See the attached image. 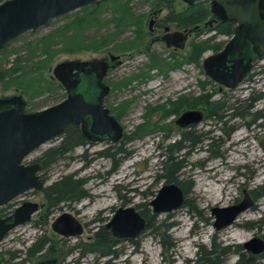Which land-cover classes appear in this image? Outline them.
Returning a JSON list of instances; mask_svg holds the SVG:
<instances>
[{"label":"rangeland","instance_id":"374dc122","mask_svg":"<svg viewBox=\"0 0 264 264\" xmlns=\"http://www.w3.org/2000/svg\"><path fill=\"white\" fill-rule=\"evenodd\" d=\"M124 1L108 0L102 4L100 2L99 6L95 4L78 8L54 18L47 26L23 33L6 50L0 49V70L23 65L21 71L0 79V98L22 94L27 100L26 108L29 111L44 108L64 98L65 87H50L47 80L53 76V67L57 62L64 59L100 58L109 56V53L119 54L121 62L111 67L105 77V81L111 86L105 102L115 115L117 111L116 117L124 127L119 146L130 151L117 168L110 172L112 160L95 154V151L107 145L106 142L89 146L88 157L91 161L88 163L80 156L85 147L79 146L52 164L48 169L47 183L61 175L77 173L87 179V197L74 203L72 207L63 204L62 208L53 210L49 215L46 214L47 203L45 204L42 190L29 191L13 199L12 206L5 212L13 210L24 200L39 202L41 207L30 221L13 228L0 242V264H35L55 252H58L60 264H184L188 259L194 264L192 259L196 257L198 245L203 243L210 249L213 237L218 245L231 247L229 252L221 256L219 264H233L240 257L239 252L235 251L237 244L254 236L264 237V195L254 200L253 205L243 210L234 222L220 230L214 225L215 215L212 213L215 206L238 203L246 194L252 197L251 190L264 185V117L255 119L256 111L264 113V98L251 99V96L264 90V72H261L264 59L256 61L245 80L234 88H228L210 78L203 68V60L201 66L186 62L175 68L166 65L165 71L157 66L150 67L152 54L173 62V51H177L181 57L182 53L190 50L193 39L206 36L192 32L186 47L178 50L161 40L151 44L149 21L154 16L153 12L160 10L155 0H130L132 15L138 17L144 25L145 46L149 50L144 46L128 51L116 48L119 42L134 38L135 24L124 26L114 38H110L107 44L98 49L88 47L92 40L101 39L107 33L117 30V20L114 18L123 16L124 11L120 8ZM188 4L186 0H176L178 10L184 9ZM165 13L166 9L158 18H163ZM80 15L88 16L82 30L69 27L59 31L65 32L64 35H56L58 28ZM168 25L172 29L176 28L173 24ZM44 37L50 42L49 55L41 48ZM218 38L227 41L228 36ZM79 43L84 44L80 49L62 48L76 47ZM212 52L208 50L204 56ZM50 54L53 55L51 58ZM20 72L21 75L14 78ZM131 77L133 79L128 84H118ZM201 81H206L205 89ZM207 91L214 93V98L224 97L226 103L237 106L227 112L223 110L228 114L225 120L209 115L204 110V118L195 123V129L202 136L214 137L213 148L218 152L217 155L209 150V142L213 141L211 138L198 147L186 146L177 152L184 158L182 177L192 180L194 186L187 195L191 205L159 213L160 219L166 223H174L171 233L176 239V246L164 251L159 240L161 236L155 235L151 229H145L137 236L139 246L136 248L129 238L122 239L118 244L120 252L116 257L97 256L92 252L81 255L73 246L81 240H91L97 228L104 225L119 206L133 205L137 208L139 204L146 203L152 209L149 201L165 183L163 178L158 179L159 174L163 173L161 159L168 145L180 139L182 131L188 128L176 121L186 108L163 114L159 108L148 112L149 106L156 107L163 103L170 106L169 99L177 101L183 95ZM125 101L128 103L122 108ZM203 107L204 104H201L195 109L203 110ZM113 108L117 110L113 111ZM147 121L153 124L152 129L147 133L139 131L138 126ZM224 128H230V133L226 134ZM60 139V136L50 139L30 153L26 160L57 145ZM185 144L188 145V142ZM64 210L73 212L84 223L85 229L81 235L62 236L52 228L54 219ZM235 230L238 234L232 237ZM42 233L50 235L53 241L43 251L27 257V247ZM14 251H18L20 257L11 258ZM22 258H26V261L22 262ZM262 261L264 264V258Z\"/></svg>","mask_w":264,"mask_h":264},{"label":"water","instance_id":"95a60500","mask_svg":"<svg viewBox=\"0 0 264 264\" xmlns=\"http://www.w3.org/2000/svg\"><path fill=\"white\" fill-rule=\"evenodd\" d=\"M104 0H3L0 2V49L8 46L23 33L47 26L61 15L78 8L95 5ZM189 4L210 2L225 20L237 25L222 49L205 55V73L228 88L239 85L252 71L254 63L264 59V0H186ZM199 27L197 25L195 28ZM188 33L170 31L163 36L167 46L184 47ZM117 57L111 54V59ZM109 61L105 57L64 59L53 67V76L65 87L66 96L41 109L26 110L22 94L0 98V207L31 190H41L45 180L39 173L40 162H26L27 156L71 123L80 124L89 136L115 142L123 135L124 127L106 104L111 86L105 82ZM204 110L186 109L177 118L181 125L198 123ZM246 192V191H245ZM183 188L176 182H165L149 201L156 213L170 212L184 204ZM254 200L247 194L240 202L215 206L214 225L221 229L231 224ZM39 203L25 200L13 212L0 215V242L13 228L32 219ZM146 218L133 205L119 206L105 223L118 238H137L146 229ZM62 236L77 237L84 232V223L73 212L64 210L52 223ZM253 253L264 252V238L254 236L244 242ZM57 257L36 264H56ZM239 264V263H235Z\"/></svg>","mask_w":264,"mask_h":264},{"label":"trees","instance_id":"16d2710c","mask_svg":"<svg viewBox=\"0 0 264 264\" xmlns=\"http://www.w3.org/2000/svg\"><path fill=\"white\" fill-rule=\"evenodd\" d=\"M108 0L101 1V4L103 2H106ZM159 8L164 10L166 9V13L163 16V23L165 24H173L176 28L181 29H189L193 28L195 29L196 33L198 35H204L203 38H195L190 42V50H188L187 53H182L181 57L178 56L177 52H173L171 55L174 57V61L170 62L167 61L164 58H161L158 55L152 54L151 55V63L149 64L150 67H159L161 71H165V67L170 65V68H175L181 66L184 62L186 63H194L198 66H201V61L204 58V54L208 50H212L213 52L218 51L222 49L225 42L223 39L218 38L219 36H228L230 37L233 34L234 31V21H218V23L214 24V26L211 25H204L206 21L213 15V12L211 10L212 6L211 3L208 2H200L197 4H188L187 7L184 9L178 10L176 8V0H155ZM100 4H96V6H99ZM123 16L116 17L114 19L117 20V30L115 32H110L104 35L101 39H94L91 41L88 47L92 49H98L107 42H109L110 38H114L126 25L135 24V35L132 39H126L124 41L119 42V44L116 46L118 50L121 51H128L133 50L135 48L140 49H150L148 46L146 47V40H145V30L144 25L142 21L138 18L132 15L131 11V5L130 0H125L124 3L121 4V8ZM88 20V16H76L72 20H70L66 25H64L62 28H58L56 30V35H64L65 32H59L62 29H68L69 27L72 28H78L80 30L83 29V24ZM197 25L199 27L195 28ZM52 35L53 32H52ZM19 38V37H18ZM42 51L48 54L49 48H50V42H47V37H44L42 39ZM84 44L79 43L76 47H62L64 50H72L74 48H82ZM8 47H4L1 49V51L6 50ZM49 55V54H48ZM53 55L50 54V58ZM180 57V58H179ZM39 65H37V68ZM23 69V65H14L13 67L9 69L0 70V79L4 78L7 75H11L12 73L19 72ZM25 70V69H24ZM14 71V72H12ZM264 72V67L262 68V71ZM20 74H15L14 78H18ZM133 78H128L125 81L118 82L119 85L121 84H128ZM48 83L51 84L50 87H63V85L57 80H55V77H51V79H47ZM206 81H201L203 89H205ZM66 96V92L64 93V96ZM260 98H264V90L258 93L256 96H251V99L258 100ZM170 106H167L166 103H163L159 106L152 107L149 106L150 112L151 110H156L157 108L161 109L163 111V114H168L170 112H179V110L182 108L186 109H194L199 107L201 104H204L203 110L208 112L209 115H216L218 119L225 120L227 117V113H224L223 110H226V112L236 107L237 105H230L226 103V99L224 97L220 98H214V93L212 92H201L196 95H190L181 96L177 101H171L169 99ZM128 103V101L121 105L122 108L125 106V104ZM252 106V105H250ZM205 108V109H204ZM117 109L113 108V111ZM117 115V111H115ZM243 113L242 111L240 112ZM264 117V113L262 111H256L255 112V119ZM254 119V120H255ZM227 122V121H225ZM153 124H151L150 121H147L146 123H142L138 126L139 131L147 133L152 129ZM159 127H163L162 125ZM226 134L230 133V128L226 129L224 128ZM61 137L60 142L57 145L51 146L45 151L42 152V154L37 158L41 161L43 165V169L45 171V174L48 173V169L52 166V164L56 163L61 158H64L67 156L68 153H70L77 145L79 144H86L88 143L86 135L83 133L81 127L79 124L71 122L69 123L65 129L58 135ZM213 139V141L209 142V150L211 152H215V155L218 154V152L215 151L213 148L214 145V137H204L201 133H199L198 130L195 129V125H191L189 128L182 131V136L177 141L170 143L165 150V153L163 154V158L161 159V170H163V173L159 174V178H163L165 182H176L178 183L184 190L186 199L184 201L183 206L185 205H191L190 199L187 197V195L192 191V188L194 186V183L192 180L182 177L181 170L185 166L183 155L177 153L184 149L186 146L190 147H198L200 144H202L206 139ZM188 142V145L185 144V142ZM97 155L108 157L112 160V167L109 170L113 171L117 168L120 161L125 158L127 155L130 154V151H128L125 148H122L117 143H112L106 146L105 148L99 150L96 152ZM176 153V154H175ZM82 158L86 160V163L90 162L91 160L87 157V153H84L82 155ZM47 176V175H46ZM86 182L87 179L85 177H81L77 175V173H69L65 175H61L57 179L53 180L51 183L47 184L44 189V197L47 201V208H46V214L49 215L53 210L57 208H62V205H66L69 207H72V204L74 202H78L85 197H87L88 192L86 189ZM251 193L253 194L254 200H257L259 197L264 195V185H259L251 190ZM138 210L141 212V214L146 218V229H151L152 232L155 233V235H159V240L161 244L163 245V250H171L176 246V239H174L172 235L171 228L173 227L174 223H166L164 220L159 218V213H156L147 206L146 203L139 204L137 207ZM4 208L0 209V214H2V211ZM132 245L134 247L139 246V241L137 238H129ZM53 241V238L48 235L47 233H42L36 236V238L33 240V242L27 247L26 249V256L31 257L36 255L38 252L43 251L48 244ZM120 239L116 238L111 230L104 225H101L97 228L95 233L93 234V238L89 241H79L76 243V245L73 246L74 249H78L81 255H85L86 253L92 252L95 253L97 256H112L116 257L119 255L120 249L118 247V244L120 243ZM243 245L237 244L235 251L239 252L240 254H243ZM231 250L230 246L224 245H218L216 242V238L213 237L212 244L210 249L206 247L203 243H200L198 245V250L196 252V257L192 259L194 264H218L220 263L219 258L227 252ZM54 254H58V252H55ZM264 255V254H263ZM20 257L18 251H14L11 253V258ZM22 262L26 261V258L21 259ZM250 264H262L261 262H256V258L251 257ZM191 259H188L184 264H191ZM1 262V260H0ZM247 262V261H246Z\"/></svg>","mask_w":264,"mask_h":264},{"label":"flooded vegetation","instance_id":"af4514ba","mask_svg":"<svg viewBox=\"0 0 264 264\" xmlns=\"http://www.w3.org/2000/svg\"><path fill=\"white\" fill-rule=\"evenodd\" d=\"M208 3H210V2H208ZM211 6H212V4H211ZM211 10H212V12H213V15L206 21V23H204L205 25H211V26H214V24H216V23H218V21H220V20H222V21H225V19L222 17V13L218 10V9H215V8H213V6H212V8H211ZM161 12H163V10L162 9H160L159 11H154L153 12V14H154V16L153 17H151V19H150V21H149V30H148V32H149V34H150V42H151V44L152 43H154L156 40H161V41H164V39H163V36H164V34L166 33V27L167 26H169L168 24H165V23H163V18H158V16H159V14L161 13ZM228 21H234V20H228ZM236 25H237V22L236 21H234V29H235V27H236ZM174 30H182V31H184V32H186V33H188V36H187V39H186V42H185V45H184V47H181V48H185L186 47V44H187V40H188V38H189V36H190V34L192 33V32H195L196 33V31H195V29H193V28H189V29H181V28H174V29H172L171 27H170V31H174ZM233 33H234V31H233ZM233 35V34H232ZM231 35V36H232ZM230 36V37H231ZM230 37H228V39H227V41L230 39ZM226 41V42H227ZM165 42V41H164ZM225 42V43H226ZM165 44H166V42H165ZM167 45V44H166ZM225 45V44H224ZM173 46V48L175 49V50H178L180 47H178V46H175V45H172ZM169 47H171V46H169ZM173 52H177V51H173ZM111 54L112 53H109V56H104L106 59H108V61H109V68H108V71L110 70V68L111 67H113V66H115L117 63H119V62H121V59H120V55L119 54H115V55H117V57L114 59V60H112L111 59ZM108 71H107V73H108ZM54 77V76H53ZM106 77V76H105ZM106 82V81H105ZM65 92H66V90H65ZM105 100H106V98H105ZM27 101V100H26ZM26 110H28L27 108H26ZM29 111V110H28ZM178 123V122H177ZM80 125V124H79ZM191 125H195V123H190V124H188V125H184V126H182V127H190ZM81 127V126H80ZM82 129V128H81ZM82 131H83V129H82ZM83 133L86 135V137H87V140H88V143H86V144H79V145H77L76 147H79V146H83V147H85V151L80 155L81 157H82V155L84 154V153H87V157L89 156V153H88V149H89V146L91 145V144H94V143H97V142H106L107 143V145L106 146H108L109 144H112V143H117V142H119L120 141V139L123 137V135H122V137L119 139V140H117V141H115V142H111V141H107V140H105V139H102L101 137H95V136H89L88 134H86L84 131H83ZM123 134H124V130H123ZM58 137V136H57ZM61 138V137H60ZM61 140V139H60ZM60 142V141H59ZM105 146V147H106ZM75 147V148H76ZM105 147H103V148H105ZM74 148V149H75ZM102 148V149H103ZM73 149V150H74ZM72 150V151H73ZM99 150H101V149H99ZM99 150H97V151H99ZM71 151V152H72ZM97 151H95V154L97 155ZM41 155V154H40ZM40 155H38V156H36V157H34L33 159H30V160H26V162H40L41 163V161L40 160H38L37 158L40 156ZM89 158V157H88ZM27 159V158H26ZM90 159V158H89ZM91 160V159H90ZM42 164V163H41ZM40 174H41V176L44 178V180H45V186L47 185V184H49V183H47V174H45V171H44V169H43V165H42V169H41V171L39 172ZM51 183V182H50ZM44 186V187H45ZM44 189V188H43ZM43 189H41L42 191H43ZM29 191H34V192H36V191H38V189H31V190H28V191H26V192H24V193H27V192H29ZM24 193H22V194H24ZM44 193V192H43ZM21 194V195H22ZM20 196V195H19ZM252 196V195H251ZM18 197V196H17ZM16 198V197H15ZM14 198V199H15ZM253 200H254V198H253V196L251 197ZM25 201V200H24ZM23 201V202H24ZM39 203V202H38ZM47 203V201H45V204ZM74 203H76V202H74ZM73 203V204H74ZM12 200L10 201V202H8L7 204H5V205H3V206H1L0 207V209L1 208H4V210L2 211V214H0V215H7V214H9V213H11V212H13L14 211V209L17 207H15L13 210H11V211H9V212H5V210H7L9 207H11L12 206ZM72 204V205H73ZM20 205V204H19ZM39 206L41 207V205H40V203H39ZM39 210H40V208H39ZM38 210V211H39ZM225 227V226H224ZM217 229V228H216ZM222 229V228H221ZM217 230H220V229H217ZM116 238H118V237H116ZM264 238V237H263ZM118 239H120V240H122V239H126V238H118ZM242 245H243V249H242V251H243V254H240V257H239V259L237 260V262H235V263H239V264H250V262H251V260H250V258L251 257H253V258H256V262H263L262 261V258H264V252H261V253H253V252H251V251H249V250H246L245 249V247H244V242L243 243H241ZM227 246H230V245H227ZM237 246V245H236ZM226 254V253H225ZM224 255V254H223ZM222 255V256H223ZM52 257H57L58 258V261H57V263L56 264H60V257L58 256V255H56V254H53V255H51V256H47V257H44V258H42V259H46V258H52ZM42 259H40V260H42ZM221 260V258H219V261ZM39 261V260H38ZM247 261V262H246ZM221 262V261H220ZM235 263H233V264H235ZM36 264V263H35ZM219 264V263H218ZM263 264V263H262Z\"/></svg>","mask_w":264,"mask_h":264},{"label":"bare ground","instance_id":"6f19581e","mask_svg":"<svg viewBox=\"0 0 264 264\" xmlns=\"http://www.w3.org/2000/svg\"><path fill=\"white\" fill-rule=\"evenodd\" d=\"M237 229V228H236ZM237 230H235L234 231V234H233V236L232 237H235V236H237V234H238V232H236Z\"/></svg>","mask_w":264,"mask_h":264}]
</instances>
